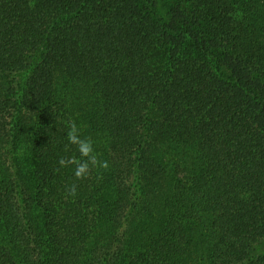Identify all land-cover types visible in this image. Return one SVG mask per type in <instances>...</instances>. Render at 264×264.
<instances>
[{
	"label": "trees",
	"instance_id": "1",
	"mask_svg": "<svg viewBox=\"0 0 264 264\" xmlns=\"http://www.w3.org/2000/svg\"><path fill=\"white\" fill-rule=\"evenodd\" d=\"M0 264H264V0H0Z\"/></svg>",
	"mask_w": 264,
	"mask_h": 264
},
{
	"label": "clouds",
	"instance_id": "2",
	"mask_svg": "<svg viewBox=\"0 0 264 264\" xmlns=\"http://www.w3.org/2000/svg\"><path fill=\"white\" fill-rule=\"evenodd\" d=\"M68 128L66 140L68 145L75 146L79 154L76 156L61 157L58 164L61 167L74 166V176L77 180L87 179L94 168L107 169L108 162L101 160L94 148V142L91 137L83 135L81 126H78L75 120L69 118L66 121ZM68 195L75 197L77 195V184L73 183L67 188Z\"/></svg>",
	"mask_w": 264,
	"mask_h": 264
}]
</instances>
